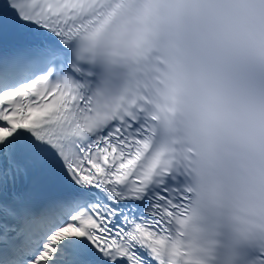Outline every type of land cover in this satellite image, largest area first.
<instances>
[{
    "label": "snow or ice",
    "instance_id": "obj_1",
    "mask_svg": "<svg viewBox=\"0 0 264 264\" xmlns=\"http://www.w3.org/2000/svg\"><path fill=\"white\" fill-rule=\"evenodd\" d=\"M131 4L0 3V264H166L184 177L146 98L96 102L106 70L80 48L118 41Z\"/></svg>",
    "mask_w": 264,
    "mask_h": 264
},
{
    "label": "clouds",
    "instance_id": "obj_2",
    "mask_svg": "<svg viewBox=\"0 0 264 264\" xmlns=\"http://www.w3.org/2000/svg\"><path fill=\"white\" fill-rule=\"evenodd\" d=\"M106 70L97 103L146 98L152 142L187 203L166 264L264 253V0H132L118 41L82 43Z\"/></svg>",
    "mask_w": 264,
    "mask_h": 264
}]
</instances>
